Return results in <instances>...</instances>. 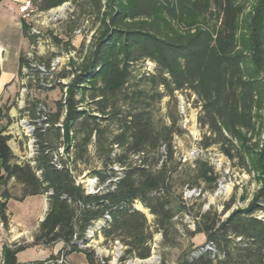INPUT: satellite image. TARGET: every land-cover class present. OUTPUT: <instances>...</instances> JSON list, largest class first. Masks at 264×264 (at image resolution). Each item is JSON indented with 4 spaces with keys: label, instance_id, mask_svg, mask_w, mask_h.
<instances>
[{
    "label": "trees",
    "instance_id": "obj_1",
    "mask_svg": "<svg viewBox=\"0 0 264 264\" xmlns=\"http://www.w3.org/2000/svg\"><path fill=\"white\" fill-rule=\"evenodd\" d=\"M67 1L32 3L39 11H47ZM72 4L74 9L67 19L75 25L73 31L92 18L96 29L83 61L76 65L73 59L71 69L61 75L72 79L62 85L63 99L58 104L63 116L51 118L57 127L35 132V163H18L8 144L10 137L3 134L6 126L0 129V188L4 187L0 192V221L9 226L8 200L47 194V212L32 245L63 242L58 255L83 252L89 264H101V259L94 250L81 248L80 242L87 244L88 231L107 215L111 220L101 233L106 239L113 235L112 240L124 236L128 254L149 257L150 247L145 244L155 231L163 235L164 243L173 241L171 234L178 232L172 184L178 164H170L176 153L172 142L175 129L156 128L148 105L119 117L121 132L113 142L124 147V153H108V170L95 172L98 186L105 187L115 176L114 165L121 164L124 169L119 180L100 193L87 194L81 184H76L72 166L79 157L54 160L60 156L56 154L59 147L51 139L55 132L69 154L74 147L75 124H79L84 132L82 145L87 147L93 132H101L98 114L103 119L107 118L104 115L120 114L113 112L117 98L124 94L132 65L149 60L155 65L156 73L148 72L154 86H163L170 95L190 90L197 96L201 106L198 122L206 129L199 143L201 149L216 146L260 185L245 207L232 208L234 201L230 200L220 213L200 212L190 235L202 233L206 237L196 250L206 244L214 249L206 245L177 264H264V218H259L264 214V0H72ZM22 27L24 36L36 41L24 20ZM19 63L21 69L25 63L22 54ZM90 89L95 109L86 110L84 97L77 94ZM10 108L8 103L0 107V116ZM151 150L158 153L155 164L149 163ZM194 165L189 188L200 181L217 182L209 161L197 158ZM11 180L22 186L20 196H12L5 189ZM136 201L152 214L154 231H147V215L135 208ZM181 207L186 208L185 201ZM28 246L4 245V264H17V254ZM56 257L33 263L45 264Z\"/></svg>",
    "mask_w": 264,
    "mask_h": 264
},
{
    "label": "rangeland",
    "instance_id": "obj_2",
    "mask_svg": "<svg viewBox=\"0 0 264 264\" xmlns=\"http://www.w3.org/2000/svg\"><path fill=\"white\" fill-rule=\"evenodd\" d=\"M4 5L9 7L13 19L17 20L18 17L21 18L19 6L18 9L13 4L8 6L9 0H4L3 6ZM62 5L47 11H35V14L32 13L27 19H22L27 21L31 30L35 29L34 25L37 24V22L46 23V26L43 27L45 36L36 35V41L30 42L28 50L22 52L26 61L19 70L16 92L15 88L12 86L11 88L6 89V92L4 93V100H7L8 104L12 105L15 99L16 112L14 113V122L20 151H13V153L16 157V161L21 164L30 161L32 147L30 141L35 134L32 125L35 124L34 121L39 118V112L35 109L36 105H38V103H43L47 107L52 119H55L59 114L63 116V111L58 104V102L63 99L62 85L70 83L72 79L71 77L63 78L64 82H61L63 84L57 85L56 83V86L51 89L41 88V79L43 77L47 78V75L38 79L35 73L24 70V68L30 64V55H33L34 61H37L39 64L45 65L46 67L48 64V66H51L50 64L53 62L55 63L58 60V62H56V65L58 66L59 58H65V52L71 51L72 60L74 59L73 61L76 65H79L87 53L90 41L96 29V27L93 26L92 18L89 21L83 22L84 24L81 26V33H75L73 31L75 25L72 22H68V19L65 17L70 14V8H72L73 4L70 5V3L67 4L65 2ZM3 6L0 9V14L1 11L5 9ZM3 22L5 21H3V18L0 15V36L7 33L10 35L12 41L15 40L17 43L21 41L22 46L26 47L27 41L21 38L19 34L20 29H15L12 25V27L9 26L10 28L6 31L4 26H2ZM37 31L42 34L41 29H38ZM58 40L60 42H58ZM39 42L41 43L39 44ZM53 59L55 60L53 61ZM14 60V58L13 60L8 58L3 65L2 70L16 71L17 65L16 63H13ZM149 63V60H141L132 65L131 76L125 86L124 94H121L117 98V107L115 108V112H113L120 114H118V116H115L114 114H109L107 116L104 115V117H107L105 119L100 118L103 116L102 114V116L98 114L101 132H93L87 147L82 145L84 132L79 130V124H75L74 132L76 133V136L74 147L69 154L66 153V156L67 158L79 157L72 166L76 176H83V179L90 177H93V179L96 178V171L104 172L108 170L106 162L107 155L110 151L111 155H113V151H116L117 155L124 153L125 148L122 146L117 147L113 142L115 137L121 132L119 117L121 118L125 112H129L134 108L136 109L137 106L142 107L148 105L147 109L151 112L152 120L156 128L169 126L175 129L172 142L177 149H175L176 153L174 161L170 164L174 166L178 164L177 171L172 175L174 207L178 212L174 219L176 221L178 232L171 234L170 238L173 240L171 243H164L163 235L160 232L155 231L152 239L148 244H145L146 247L147 245L150 247V256L147 258H141L136 252L133 254H128L126 252L127 248L124 242V236L112 240L113 235H111L106 239L104 234L101 233L102 229H100L99 232L97 231L87 237V244L82 243L80 247L94 250L98 256L106 260V264H130L135 262H140L139 264H177L181 258L194 255V253L198 251L196 250L197 247L203 245L206 241L202 240V233L190 235V232H193L195 229L190 223V220L196 219L200 212L204 211L213 210L220 213L223 210L224 203L229 202L230 200L234 201L232 208L245 207L260 186L252 175H249L243 169L238 168V166H234V162L230 161L216 146H212L204 151L201 149L199 143L206 132V129L202 128L198 122L200 102L198 101L197 96L190 90L175 91L170 95L163 86H154L148 80V72L153 75L156 71L153 70L152 72V68H147ZM71 67L72 65L70 63H65V67L58 72L56 78L59 77L62 79L61 75L66 74ZM21 86L22 88H27V93L25 92V95L23 96L24 98H21ZM31 88L35 90L33 95L30 92ZM92 92L91 89L88 91L79 90L77 94L80 98L82 96L84 97L83 106L86 110L95 109V103L90 100ZM160 94H162L161 97L159 96ZM128 96H132V98L128 99L127 102H124V99ZM181 98L185 101L184 107L181 103ZM21 100H24V102H21L23 104L19 105ZM2 107H5V103ZM108 111H110V109H108L107 112ZM6 113L7 109L2 111V115L0 116V129L11 123L10 115ZM186 116L188 121H186ZM63 118L64 117H61L60 123ZM53 133L54 138L51 139L53 140L54 145L57 147L62 146V144H60L62 140L56 139V134L55 132ZM8 144L9 146L14 147L13 143ZM191 151L192 156L188 157V161H183V155L191 153ZM57 153L60 155V149ZM157 154V151L151 150L149 152L150 164H155ZM197 157L205 159L213 165L218 179L214 184L200 181L199 185L195 187L197 188V193L199 195L186 198L184 195L186 188H188V193H195V188H189L188 186L191 185L194 177V164ZM109 163L110 162H108V164ZM225 185L231 186L229 193L215 195V193L222 192L221 187ZM3 189L4 187L0 188V192H2ZM5 189H7L12 196H20L22 186L15 180H12L8 183ZM182 201H185L186 208L181 207ZM140 205L141 203L139 201H136L134 204L135 208L138 209H140ZM143 208L144 210H140L147 215L148 225H150V228L147 231H154V227L152 226L153 216L149 213L148 209L145 207ZM8 209L14 222H20L23 228L31 230L36 224L40 225L41 222L39 223L38 220L40 216L45 213V202L41 195H35L24 201H9ZM228 213L229 212L222 215V219H224ZM114 235H117V233ZM20 252H23L21 255L22 258L31 260L34 256V250L31 248H25Z\"/></svg>",
    "mask_w": 264,
    "mask_h": 264
},
{
    "label": "crops",
    "instance_id": "obj_3",
    "mask_svg": "<svg viewBox=\"0 0 264 264\" xmlns=\"http://www.w3.org/2000/svg\"><path fill=\"white\" fill-rule=\"evenodd\" d=\"M23 1H26V0H9L8 6L13 4L18 9L19 4L22 3ZM3 3H4V0H2V2L0 3V9L3 6ZM3 7L5 9L1 11L0 15L2 16L3 21L5 22H3L2 26H4L6 31L8 28L12 27V25L15 29L19 28L20 29L19 34L21 38L27 41V46L23 47L21 44V41H19L18 43L15 40L12 41L10 35H8L7 33L2 34L0 36V107H2L4 103L6 104L8 102L7 100H4V93L6 92V89H9L13 86L16 92V89L18 86V74L20 70L19 69L20 67L19 58L23 51L28 50L29 45H30L29 39L25 37L23 34V27H22L23 20L20 17H18L17 20L13 19V16L11 15L9 7H7V5H4ZM6 21H9L10 23ZM8 58H10V60L11 59L13 60V58L15 59L13 63H16L17 65L16 71H13V70L3 71L2 70V67ZM41 196L43 197L44 202H45V213L40 216L38 220L39 223L42 221V219H44L46 212H47V208H48L47 194H44ZM29 197H27L26 199H28ZM11 200H14V199H10L7 202V214L9 216V226L8 227L4 226L3 222L0 221V264H4V260H3L4 245L12 246L13 244H18V245L27 244V245H30L27 248H31L34 250V256L32 257L31 260L22 258L21 255L23 254L24 251L19 252L17 254V264L42 261V260H45L51 257L52 255H57L59 251L64 247V243L58 242L50 246L32 245L34 241V237L38 233L39 224H36L30 230L28 228H23L20 222L19 223L14 222L11 216V213L9 212V209H8V203ZM202 238H203L202 240H206V237L204 234H202ZM67 264H89V262L87 260L86 255L83 252H73L68 255Z\"/></svg>",
    "mask_w": 264,
    "mask_h": 264
},
{
    "label": "built area",
    "instance_id": "obj_4",
    "mask_svg": "<svg viewBox=\"0 0 264 264\" xmlns=\"http://www.w3.org/2000/svg\"><path fill=\"white\" fill-rule=\"evenodd\" d=\"M73 6L72 8H70V13L73 11ZM38 9L33 5L32 0H26L22 3L19 4V13L21 14V19H27V14H29L32 11H37ZM66 18H68V15L65 16ZM58 18V17H56ZM54 20V19H52ZM46 26V23H38L34 25L35 29H41L42 30V35H44V31H43V27ZM48 26V25H47ZM82 32V28L77 29V31H75V33H81ZM45 36V35H44ZM41 42H39L40 44ZM72 61V56H71V51L65 52V58H59V65L58 66H48L47 65V78H42V84H41V88H47V89H51L53 88L56 83L58 82H64V79L59 78L56 76L58 75V72L65 67V63H70ZM154 63L150 61L149 65L147 68H152V71L154 69ZM35 90H33V88H31V93L33 95ZM181 103L183 104V107L185 105V101L183 100V98L180 99ZM14 103L11 105V108L9 109L8 114L10 115L11 118V123L6 126L3 134L7 135L10 137L9 142L8 143H13V146H10L11 150L14 152H19L20 151V146L18 145L17 142V135H16V129H15V122H14V112H16V107H15V99L13 101ZM201 108V106H200ZM36 111H39V118H38V131L41 132H46L47 130L51 129L52 127H57L56 123H53L51 121V117H50V113L47 109V107L43 104V103H38V105H36L35 107ZM186 121H188V118L186 116ZM58 149H60V156H54V160L57 161L58 158L62 157L64 159H67L66 156V152L65 149L62 146H60ZM174 149H177L174 147ZM199 149V148H196ZM188 156H192V151L191 153H186L185 155H183L182 159L183 161H188ZM57 167L61 168V164H56ZM120 169H124V166H122L120 164ZM115 171V176L112 177L111 179H109L108 181H106L105 183V187H98V179H93V177L90 178H86L83 179V176H77L76 177V184L77 185H82L85 192L87 194H96V193H100L104 190H107L108 185H110V183L112 182H116L117 180H119L120 178V170H114ZM74 173V172H73ZM115 188V185L112 184L111 185V189L113 190ZM219 194H223L222 192L219 193H215V195H219ZM184 195L186 198H191L193 196H198L199 194L197 193V189L195 188V193H188V188L185 189L184 191ZM176 218V217H175ZM259 218H264V214H260ZM190 223L192 224V226L195 227V219L190 220ZM191 226V225H190ZM213 247V246H212ZM201 248H205L201 247ZM198 249V250H201ZM56 259H51L48 260L45 264H67V260H68V255H65L64 253H61L60 255H56ZM100 257V256H99ZM101 259V264H106V260L103 259L102 257H100ZM24 264H34L32 263H24Z\"/></svg>",
    "mask_w": 264,
    "mask_h": 264
},
{
    "label": "bare ground",
    "instance_id": "obj_5",
    "mask_svg": "<svg viewBox=\"0 0 264 264\" xmlns=\"http://www.w3.org/2000/svg\"><path fill=\"white\" fill-rule=\"evenodd\" d=\"M67 4L68 3H70V5L72 4V0H69V1H67L66 2ZM63 6V5H62ZM60 9V8H59ZM38 11V10H37ZM35 11H32V12H30L29 14H27V17L28 16H30L32 13H34ZM42 12V11H41ZM61 12V11H60ZM59 12V13H60ZM35 14V13H34ZM52 14V13H51ZM56 15V14H55ZM62 17V16H61ZM64 17V16H63ZM61 19V18H60ZM27 22V21H26ZM30 29V28H29ZM38 30V29H37ZM36 29H33V30H31L30 29V35L31 36H36V35H42L39 31H37ZM44 37V36H43ZM36 38V37H35ZM40 39V38H39ZM40 40H42V39H40ZM37 44V43H36ZM34 47H36V46H34ZM35 50V49H34ZM31 53V52H30ZM29 53V54H30ZM33 53V52H32ZM35 54V53H34ZM64 54V53H63ZM72 54V53H71ZM62 55V54H61ZM61 57V56H60ZM28 60V59H27ZM38 60V59H37ZM55 59H53V61H54ZM26 61V60H25ZM41 61V60H40ZM56 62H58V60L56 61ZM56 62L54 63H52V64H50L51 66H57L56 65ZM46 64V63H45ZM26 65V64H25ZM47 65V64H46ZM49 65V64H48ZM45 68H47L45 65H42V64H39V62H37V61H34V57H33V55L31 54L30 55V64L28 65V66H26L25 68H24V70L25 71H30L31 73H35V75L37 76V78L38 79H41L40 77H42V76H44V75H47V69H45ZM23 74V73H22ZM22 78H23V76H22ZM44 78V77H43ZM42 80V79H41ZM29 81V80H28ZM32 81V80H31ZM26 87V86H25ZM38 87V86H37ZM21 88H22V86H21ZM27 89V88H26ZM25 88H22V93H21V98H24L23 96L25 95V92L27 91ZM27 93V92H26ZM20 94V93H19ZM19 98V97H18ZM18 100V99H17ZM21 102H24V100L22 101H20V103H19V105H21V104H23V103H21ZM18 104V103H17ZM20 111V110H19ZM22 111V110H21ZM39 112V111H38ZM15 113V112H14ZM38 116H39V114H38ZM25 119V118H24ZM17 120V119H16ZM26 120V119H25ZM28 120V119H27ZM37 122H38V120H35L34 121V123L35 124H33L32 125V128H33V130H35V132L38 130V125H37ZM26 123V122H25ZM58 125H62L61 123H58ZM29 126V125H28ZM21 128V127H20ZM19 128V129H20ZM26 128V127H25ZM28 131V130H27ZM31 134V133H30ZM21 135V134H20ZM31 136V135H30ZM36 137H35V134H34V137L31 139V143H32V147H31V155H30V161H28L30 164H34L35 163V161H33L34 160V157L36 156V154H37V145H36ZM193 151V150H192ZM56 152V151H55ZM200 153V152H199ZM57 155H58V153H57ZM189 157V156H188ZM194 157V156H193ZM198 158V157H197ZM113 166V165H112ZM114 169L115 170H120V172H121V170L122 169H120V165H114ZM94 179H98V178H94ZM99 183V182H98ZM104 185V184H103ZM101 186V185H100ZM100 186H98V187H100ZM230 185H225V186H222L221 187V191H222V193H224V194H228L229 193V191H230ZM190 193V192H189ZM139 208L140 209H143L144 210V208L140 205L139 206ZM111 220V218H110V216L109 215H107L106 216V220H103L102 222H100L94 229H90L89 231H88V235H87V237H89L90 235H92V234H94L95 232H99V230L100 229H103L104 227H106V226H108V222ZM96 235V234H95ZM82 244V242H80V245ZM208 247L212 250V249H214V248H212L211 247V244L210 245H208ZM83 248V247H82ZM85 248V247H84ZM202 249V248H201ZM197 254V252L196 253H194V255H196ZM140 262H135V263H130V264H139Z\"/></svg>",
    "mask_w": 264,
    "mask_h": 264
},
{
    "label": "water",
    "instance_id": "obj_6",
    "mask_svg": "<svg viewBox=\"0 0 264 264\" xmlns=\"http://www.w3.org/2000/svg\"><path fill=\"white\" fill-rule=\"evenodd\" d=\"M43 220V219H42Z\"/></svg>",
    "mask_w": 264,
    "mask_h": 264
}]
</instances>
